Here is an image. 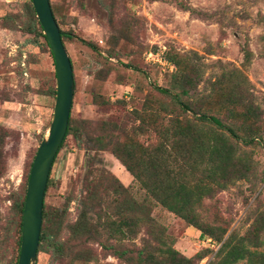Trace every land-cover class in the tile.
<instances>
[{
    "label": "rangeland",
    "instance_id": "374dc122",
    "mask_svg": "<svg viewBox=\"0 0 264 264\" xmlns=\"http://www.w3.org/2000/svg\"><path fill=\"white\" fill-rule=\"evenodd\" d=\"M30 1L0 0V264H10L15 259L18 232L12 204L26 189L31 163L49 128L55 100L51 93L56 89L55 64L50 48L41 38L34 43L32 34L14 25V19L29 23ZM50 3L59 27L72 33L63 38V43L74 77L70 110L74 134L66 137L54 157L44 201L46 209L59 210L61 215L53 232L58 239L68 238V244L66 253L58 259L48 251H37L35 264H144L126 261L102 249L98 241H105L107 235L95 240H70V227L78 217L79 198L90 180L99 184L97 197L103 199L104 206L113 188V177L129 189L131 199L145 201V191L112 154L111 145L102 149L97 139L129 143L134 147V156L145 161L153 157L162 164L166 155L161 158L160 144L163 141L166 146L172 139L173 121L192 116L191 112L174 109L170 97L154 88L179 92L181 81L168 59L172 53L197 54L195 59L202 73L197 85L200 96L206 95L212 82L226 70H241L263 111L258 122L262 135L251 145L242 143L241 138L234 141L240 156L251 162L250 172L205 197L197 207L208 222H227L229 231L244 234L255 219L264 215V0ZM80 38L94 43L100 52ZM246 50L250 51L247 63ZM216 93L211 99L213 104L221 90ZM211 111L227 122L223 111L217 107ZM233 122L241 124L242 118L235 117ZM177 163L173 161L171 165ZM147 201L151 203L150 215L165 227L176 250L193 257V264L211 263L219 243L201 237L196 227L163 205ZM128 214L134 212L129 210ZM127 234L119 241L126 248L143 246V239L148 238L144 230L136 236ZM261 238L263 244L258 250L264 252V231ZM197 253L201 257H195ZM236 264L248 263L242 259Z\"/></svg>",
    "mask_w": 264,
    "mask_h": 264
},
{
    "label": "trees",
    "instance_id": "16d2710c",
    "mask_svg": "<svg viewBox=\"0 0 264 264\" xmlns=\"http://www.w3.org/2000/svg\"><path fill=\"white\" fill-rule=\"evenodd\" d=\"M28 9L31 14L29 23H18L17 19H14L15 27L32 34L34 43L41 38L43 44L49 48L31 1ZM6 17L7 14L2 16V23ZM60 32L62 41L64 37L72 36V33L61 28ZM79 40L94 51L100 52L94 43L82 38ZM197 57L194 52L172 53L168 56L169 61L177 69L175 76H179L181 81L179 92H172L164 87H154L159 94L170 97L174 109L192 113L189 118L173 121L172 139L166 143V146L163 141L160 144L161 158L166 155L165 160L161 161L162 164L153 157L145 161L134 156V147L129 143L112 144L107 138L97 139L102 149L111 145L112 154L121 161L145 191V201L131 199L129 189L113 177V188L106 197V206H104L103 199L97 197L99 184L96 180H90L85 192L79 198L78 217L70 227V240L78 238L95 240L96 237L98 239L107 235L105 241H98L102 249L109 250L126 261L138 260L144 264H193V257L184 256L176 250L172 245L173 241L168 240L165 234V227L158 225L150 215L151 203L147 200H152L196 227L201 237H209L220 244L210 264H236L242 259H246L248 264H264V252L258 250L263 244L261 236L264 231V215L255 219L244 234H239L235 230L229 231L230 224L227 222L224 224L218 221L208 222L206 214L197 209L205 197H211L215 192L224 189L227 183L234 179L246 177L252 164L246 156H240L234 141L241 138L242 143L251 145L263 132L258 123L262 119L263 111L242 71L236 68L226 70L212 82L213 86L209 92L200 96L197 85L202 79V73L201 64L196 61ZM249 59L250 51L246 50L244 60L247 63ZM217 90H221V95L213 104L211 99L217 96ZM51 93L55 95V89ZM212 107L223 111L227 122L224 123L219 116L213 114ZM235 117L242 118L241 124H234ZM69 134H74L70 116L59 149ZM173 161L179 163L171 165ZM92 169L89 168L90 175ZM102 170L109 174L105 168ZM50 183L51 178L48 177L44 197ZM25 193L26 189L12 204L17 218L15 223L18 236L15 259L13 262L10 260V264H17L18 260ZM110 195H112L111 200ZM109 200L110 204H108ZM129 210L134 214L129 215ZM58 211L46 209L44 201L37 249V251H48L57 259L66 253L68 244V238L58 239L55 236L56 232L55 234L53 232L54 223L61 215ZM141 230H144L148 236L143 239V246L126 248L119 242L126 232L127 235L136 236ZM196 256L201 257L200 253L195 254Z\"/></svg>",
    "mask_w": 264,
    "mask_h": 264
},
{
    "label": "water",
    "instance_id": "95a60500",
    "mask_svg": "<svg viewBox=\"0 0 264 264\" xmlns=\"http://www.w3.org/2000/svg\"><path fill=\"white\" fill-rule=\"evenodd\" d=\"M51 50L56 89L51 122L33 157L26 186L17 264H35L43 220V203L50 169L64 139L74 95L70 57L61 38L50 0H31Z\"/></svg>",
    "mask_w": 264,
    "mask_h": 264
}]
</instances>
